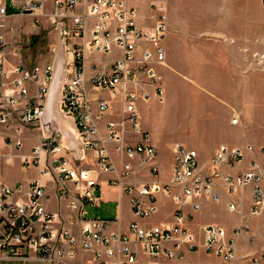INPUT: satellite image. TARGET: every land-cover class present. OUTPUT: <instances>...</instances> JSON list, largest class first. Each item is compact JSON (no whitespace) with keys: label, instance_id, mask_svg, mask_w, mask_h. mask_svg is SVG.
<instances>
[{"label":"built area","instance_id":"built-area-1","mask_svg":"<svg viewBox=\"0 0 264 264\" xmlns=\"http://www.w3.org/2000/svg\"><path fill=\"white\" fill-rule=\"evenodd\" d=\"M46 1L0 0V167L19 160L45 178L12 187L0 184V257L73 264L81 251L90 254L91 264H264V248L244 258L235 251L250 220L264 212V149L258 151L261 161H251L249 179H242V172L224 173L223 168L235 169L245 154L256 150L251 145L220 146L203 177L196 150L176 142L171 145L169 180H158V150L143 128L138 105L153 98L164 101L160 68L168 30L166 0L151 1L150 31L139 27L136 9L125 0H52L46 17L57 41L51 59L37 62L28 58L24 27L13 18L43 15ZM61 23L67 64L60 110L78 133L81 160L65 151L54 134L46 136L42 126ZM124 46H131V54H124ZM24 130H37L39 135L28 155L20 154ZM143 172L155 180L141 181ZM101 176L113 178L109 187L127 196L136 219L148 220L157 213L158 195L170 200L172 225L132 221L127 233L120 234L111 231L110 220L87 218L86 208L101 205ZM48 183L53 184L57 212L44 207L51 196ZM221 186L242 201L241 192L251 187L248 210L243 212L237 201H230L226 207L238 216L236 228L228 234L209 224L195 232L191 222L199 211L198 200L219 202ZM60 212H68L70 222H62ZM201 253L213 260L192 259Z\"/></svg>","mask_w":264,"mask_h":264},{"label":"rangeland","instance_id":"rangeland-1","mask_svg":"<svg viewBox=\"0 0 264 264\" xmlns=\"http://www.w3.org/2000/svg\"><path fill=\"white\" fill-rule=\"evenodd\" d=\"M151 1L127 0L149 29L153 26ZM51 3H44L43 15L14 20L24 27L28 58L37 62L51 59L57 41L46 17ZM165 18V63L160 68L164 101L153 98L141 103L145 106L141 108L143 123L152 131L159 155L162 150L171 154L176 142L194 150L196 146L209 150L218 143L206 156L207 162L220 146L251 145L258 155L264 149L262 0H166ZM22 135L29 137V143L36 132L23 131ZM85 215L112 219L114 209L107 205L86 208ZM253 219L264 227V212ZM216 220L227 225L233 218L219 211Z\"/></svg>","mask_w":264,"mask_h":264},{"label":"crops","instance_id":"crops-1","mask_svg":"<svg viewBox=\"0 0 264 264\" xmlns=\"http://www.w3.org/2000/svg\"><path fill=\"white\" fill-rule=\"evenodd\" d=\"M87 3H90L92 0H86ZM127 2V0H125ZM19 2V1H18ZM137 7V4L136 6ZM18 17V16H17ZM13 18L14 20L17 18ZM16 24V23H15ZM21 25V24H17ZM138 25L143 31H150L147 26L143 25V22L139 20L138 17ZM105 59V56H100ZM140 111L141 108L145 106L143 104L138 105ZM114 109H116V104H114ZM144 130L148 131L152 134V131L149 130L148 126H145L143 123ZM24 132H36V136H34L29 143V137H25L27 140L24 142L22 149L20 150V154L28 155L31 148L38 142L39 135L37 130H24ZM153 138V137H152ZM154 141V140H153ZM220 143V142H219ZM154 144L156 145L155 141ZM215 143L211 149L205 150L201 146H196L197 151V160L198 165L200 168V172L203 175H207L209 172L208 162L206 161V156L211 154L212 150H214ZM158 150V147L156 145ZM253 160H260V156L257 154H246L242 162L233 170H228L223 168L224 173H237V172H247L249 171V166L251 161ZM171 165H172V153L170 154L167 151H161L159 155L158 150V158L156 160V166L159 169V176L158 180L161 182H167L170 177L171 172ZM142 180L145 183H151L155 180V178L143 172ZM39 178L44 180L45 178L40 176L39 171L35 167H23L19 160H15L10 166H1L0 167V184L12 187L17 183H27L29 180ZM111 182H113V178H107V176L100 177V185H101V206L107 205L114 209V218L112 219H105L112 221L111 231L117 232L120 234L127 233L128 225L132 221H138L141 224L147 225H160L162 227H167L172 225V215L174 211V206L170 202V200L166 199L162 195H158L156 198L158 211L155 215H153L148 220H139L136 219L130 212L129 209V202L127 196L124 194L118 193L115 189L109 187L112 186ZM47 191L51 194L49 200L44 202V207L49 212H57L59 210L58 203L56 196L54 195L53 184L48 183ZM220 193V201L213 202L209 198H201L198 200L199 204V211L194 215L193 220L191 222V228L195 232H199V230L206 225L214 224L223 227L226 232L229 234L234 228L239 225L238 216L234 213L228 211L226 205L228 202H238L239 207L242 209L243 212L248 210L250 205V194H251V187H246L241 192V196H243V201L241 197H233L228 195L222 186L219 189ZM99 207V208H100ZM98 209V208H93ZM64 211V209H61ZM219 211H224L228 213L232 218L233 221L229 224H222L216 220L217 214ZM60 219L62 222H70V215L68 212H60ZM258 220L251 219L247 231L237 239L235 244V251L238 257L244 258L247 256H252L259 254L262 249L264 248V227H259ZM252 237V239L250 238ZM194 261L198 263H203L207 261H212L213 258L206 256L205 254H198L192 257ZM0 264H45L40 261H36L33 259L27 260H6L0 257ZM73 264H91V256L88 253H84L79 251L77 258L73 261Z\"/></svg>","mask_w":264,"mask_h":264},{"label":"water","instance_id":"water-1","mask_svg":"<svg viewBox=\"0 0 264 264\" xmlns=\"http://www.w3.org/2000/svg\"><path fill=\"white\" fill-rule=\"evenodd\" d=\"M262 4L264 7V0H262ZM65 50V24L61 23L58 37V46L54 59L52 80L50 82L48 93L46 95L45 105L43 108L42 126L46 136L54 134L65 151L70 153L75 160H81L83 158V151L78 133L73 122L65 117L64 113H62V111L60 110V92L63 85L67 64ZM51 96H54L53 99H51ZM53 105L56 106L57 112L62 116L66 128H68L69 130L71 129L72 137L70 139H67L59 130L56 131L52 128V125L50 124L52 119H50V116L48 115V110L49 107Z\"/></svg>","mask_w":264,"mask_h":264},{"label":"bare ground","instance_id":"bare-ground-1","mask_svg":"<svg viewBox=\"0 0 264 264\" xmlns=\"http://www.w3.org/2000/svg\"><path fill=\"white\" fill-rule=\"evenodd\" d=\"M124 54H131V46H124ZM51 97V99H53L54 96ZM54 105L49 107L48 110V115L50 116V119H52L50 124L54 130H59L67 139H70L72 137L71 129L69 130L66 128L62 116L57 112L56 106ZM242 179H249V171L242 173ZM111 184L113 185V182Z\"/></svg>","mask_w":264,"mask_h":264}]
</instances>
